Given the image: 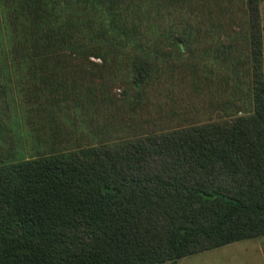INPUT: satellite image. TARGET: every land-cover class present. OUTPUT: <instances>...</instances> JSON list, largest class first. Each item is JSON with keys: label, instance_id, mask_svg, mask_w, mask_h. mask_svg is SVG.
<instances>
[{"label": "trees", "instance_id": "1", "mask_svg": "<svg viewBox=\"0 0 264 264\" xmlns=\"http://www.w3.org/2000/svg\"><path fill=\"white\" fill-rule=\"evenodd\" d=\"M186 1L19 0L22 9L8 13L26 34L29 74L51 95L50 122L60 89L55 78L68 76L58 68L65 59L87 65L69 72L76 81L71 91L66 85L62 90L74 98L75 108L88 104L84 118L95 121V132H121L122 124L108 115L121 97L131 96L120 108L133 117L146 110L147 90L158 85V65L171 56L165 50L180 49L178 43L189 39ZM259 1L247 0L244 12L253 112L1 165L0 264H175L264 235ZM163 24L167 29L160 31ZM107 61L123 64L119 67L130 76L129 86L117 87L123 90L118 97L103 72ZM102 107L108 112L103 126L87 115Z\"/></svg>", "mask_w": 264, "mask_h": 264}, {"label": "rangeland", "instance_id": "2", "mask_svg": "<svg viewBox=\"0 0 264 264\" xmlns=\"http://www.w3.org/2000/svg\"><path fill=\"white\" fill-rule=\"evenodd\" d=\"M246 1L187 0L183 20L190 19L184 25L189 39L183 46L178 43L180 49L177 45L164 49L171 56L165 65H158L156 89L147 90L148 110L143 109L134 117L127 110L122 111L120 106L130 101L131 96L119 98L115 103L117 109L109 108L111 113L104 112L105 107L93 108L97 113L91 109L88 117L98 120L101 126L107 124L103 117L106 113L111 118L115 115L118 126L122 124L121 132L110 129L112 133L101 135L94 131L95 121L91 124L85 121L88 104L75 108L74 98L62 90L66 85L71 91L76 76L72 78L69 72L81 64L86 67L83 62L65 59L59 65L68 76L59 73L55 78L60 89L54 120L50 122L47 109L53 108L52 98L48 97L51 95L46 93L40 78L29 74V61L23 54L26 34L22 24L8 13L12 7L22 9L23 5L19 0H0V166L53 152L111 145L143 134L250 115L253 112L252 60L245 57V36L249 39L244 13ZM159 29L164 31L167 26L163 24ZM90 61L102 65L99 59ZM120 65L123 64L107 61L103 66L105 77L114 82L116 88L112 92L117 97L123 93L117 87L130 84V76ZM80 85L87 84L81 81ZM146 120L152 124H142ZM175 264H264V235L206 249L185 256Z\"/></svg>", "mask_w": 264, "mask_h": 264}, {"label": "crops", "instance_id": "3", "mask_svg": "<svg viewBox=\"0 0 264 264\" xmlns=\"http://www.w3.org/2000/svg\"><path fill=\"white\" fill-rule=\"evenodd\" d=\"M257 14H258V24H259V51H260V72H261V77L262 81L264 84V0H260L258 3V9H257ZM245 41H246V53L245 57H251L250 53V45H249V39L247 36H245ZM264 98V95H263ZM264 104V102H263Z\"/></svg>", "mask_w": 264, "mask_h": 264}]
</instances>
